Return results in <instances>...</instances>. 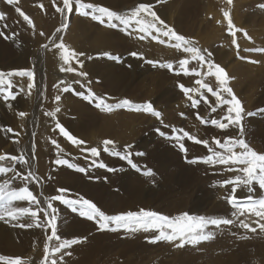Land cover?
Listing matches in <instances>:
<instances>
[{
	"label": "rangeland",
	"instance_id": "374dc122",
	"mask_svg": "<svg viewBox=\"0 0 264 264\" xmlns=\"http://www.w3.org/2000/svg\"><path fill=\"white\" fill-rule=\"evenodd\" d=\"M21 1L18 0V3L9 5L7 0H0V2L4 3V7L0 8V13L5 14L4 19L0 20V31H3L9 37L8 39L0 37V71L5 73L15 69L33 71L36 88L29 95V90L27 89L28 78L13 76L10 79L14 87L10 90L15 94V99H18L21 104H15V99L5 100L0 95V101L2 100L0 104V155L6 157L4 161H0V166L12 168L14 162L7 157L13 155H24L28 160V164L27 166H21L15 163V171L0 174V182H3L5 179H11L15 175V172H20L24 175L28 171L33 172L40 178L41 183L39 185L30 183L28 187L33 191L37 199L41 201V204L37 206L35 204L29 205L28 201H17L16 206L31 207L33 210H37L38 207L46 208L47 205L44 203L45 198L59 194L56 192L57 188H66L70 190L69 198H76L77 194L82 195L93 201L101 210L109 215L147 208L146 210L158 211L169 216H176L186 211L193 216H205L208 214L207 217H231L230 219H233L232 212L234 209H231L227 205V200L225 199L231 194L232 185L229 184L221 187L219 184L222 179H230L238 174H243L225 171V166L223 165L210 166L203 163H187V160L208 155V150L202 144H196L185 138L183 143L187 148V153H184L179 149L177 141L173 139L174 134L172 133L173 128L177 130L183 129L198 139L208 140L210 145L213 137L223 142L225 135L232 137L239 135V129L236 127L233 129L235 132L218 133L217 128L211 125L210 122L208 124H201L196 118V114L199 113L205 120H208L205 116L212 113L210 106H214L217 103L215 97H212L206 90L201 89L200 91L208 99L207 104L203 102L199 94L193 95V98L201 101L196 108L191 107V101L184 96L179 87L177 89L181 91L180 93L171 91L176 84L198 88L199 86L194 83L196 79H203L205 83H209L215 88L217 86L215 84V77H202L194 74L186 76L182 72L177 74L179 71V59L188 58L189 54L178 51L169 44L158 43V46H154L153 43L156 41L152 40L151 37L139 40L134 35H125L117 29L114 31L115 29L106 28L95 21H84L83 27L88 36L80 39V41L92 42L97 35H104L103 38L107 42V47L94 45L91 50L84 51L87 56H92L93 59L87 60L81 57L84 60L83 68H80L74 61L72 62V66L77 70L87 73V76L82 77V80H80L86 87L82 88L80 84L73 83V89L86 93L87 88H91L99 96L106 94L110 98L107 101L110 104H115V101L118 102L122 99H129L137 104L150 102L154 109L161 113L163 123L148 113L116 109L118 113L127 112L120 115V117H124L126 114L129 115L130 123L129 128L124 132L125 136L122 130L119 132H122L119 135L124 136L123 140L126 143L121 140L115 141L107 137V135H111L116 131L118 126L113 125L105 131L102 126L105 120L114 119L113 111L101 112L94 105L74 95L73 92H61L58 88H54L53 85L59 84L61 80L67 83L77 80V77L62 74L59 75L60 80L54 82L53 76L55 70L49 72L50 68H48V64L46 63L48 58L45 54L50 52V58L54 60L53 53L59 52L51 47L49 38H52L55 42H59L58 37L63 35L65 44L70 48V30L73 27L75 18L81 20L85 18L89 19L90 17L79 16L73 12L66 21L60 15L61 22L68 23V28L58 33L56 37H53V26L43 24L42 27L33 30L15 11L16 7H19L32 21L40 17V20L45 18L47 19L46 21L56 25L59 13L53 7V0H26L25 3ZM82 2L94 3L86 0H82ZM56 3L62 5V0H56ZM182 3L185 7L187 6L186 1ZM95 4L98 3L96 2ZM188 4L186 18H180L181 21L183 20L181 25H177V19L181 15L176 16L167 10V8H164L163 12L165 16L159 17L169 26L173 27L178 34L196 41L197 47L206 48L213 53V61L226 70L231 78L228 86L232 88L244 109L243 138L251 148L258 153L264 154V111H260L264 109V53L245 51L246 48H264V8L258 7V5L264 4V0H232L231 5L227 3V0H190ZM41 5H43V8H41ZM121 7L114 5L108 8L122 13L132 9L124 10ZM178 9L181 11V5L178 6ZM222 10L229 11L234 25L237 28L245 30L248 36L251 37V40L246 39L243 32H238L236 40L239 48L231 43L233 37L228 32L227 20L224 19ZM160 12L161 10L159 9L157 13L159 14ZM10 17H15V19L9 20L8 18ZM205 18L206 20H204ZM178 26H182L180 30L176 29ZM41 32L44 33L43 36L40 35ZM91 32H95V35H90ZM13 33H15L14 36ZM130 37L143 44V49L139 50L138 53H142L147 58L146 61H156L157 65L153 67L152 64L147 63L144 59H142V62L138 61L140 62L139 66L141 67L142 65L143 67L140 74H137L132 79L126 77L124 79L126 85L113 89L111 80L112 63L114 62L116 66H124L128 70L130 69L129 65L126 66L120 61V59H125L122 57V54L126 53L125 46L130 42ZM44 44H48L51 51L42 48L41 46ZM133 51L135 50H129L128 53ZM104 52H109L119 59L114 61L104 56H98V54ZM94 53L97 54L99 59L93 56ZM239 56H244L248 59H240ZM130 57L133 56L130 55ZM137 59L140 58L136 57ZM249 60L259 62L250 63ZM163 63H172L176 71H169L166 68L160 67L159 65ZM205 66L202 67L199 62L194 63V60H190L188 65L189 69L195 68L201 73H203L202 70H204ZM205 71H207V66ZM116 76V74H113V77ZM89 81H91L90 84L88 83ZM119 83L121 81L117 84ZM156 85L158 86L156 87ZM159 85L160 90H156ZM163 86L165 87L163 88ZM59 87L62 88L64 85H60ZM56 95H61V100L58 102L54 99ZM224 96L226 99H230V97H227V94H224ZM57 107L60 108V111L56 113L55 119L45 115L46 112L54 111ZM227 107L228 105H223L217 109L219 113L216 112V114H221L217 120L227 115ZM21 111L27 115L20 117L18 113ZM249 112L254 113V115L249 117L247 115ZM181 113H183V116ZM71 114L78 117L80 123L66 124L65 119ZM57 122L64 126L73 136L86 143L77 147L70 141H67L59 133V129L55 127ZM196 123L198 129L195 130ZM165 125H168V127H165ZM7 128H11L13 131L7 132ZM161 133H164V135H161ZM177 134L182 135L180 132H177ZM198 135L203 138L198 137ZM43 138L46 140L45 147H41ZM53 139L64 149V152L60 154L63 158L78 164L80 167L89 169L88 173L84 174L69 169L67 166L56 165L54 161L57 159V149L51 143ZM106 139L114 141L120 151L124 150L125 145H132L130 151L132 152L133 162L138 165V169H133L126 161H122L118 157L104 152L102 142ZM14 142L17 145H13ZM194 145L199 149L195 148ZM211 146L216 151H222V149L217 148L215 145ZM87 147H98L101 153L100 156L92 158L89 153L81 151V148ZM236 150L240 151V149ZM137 153H143V155H137ZM93 159L107 164L110 168L120 166L121 163L125 166L127 164V168L131 170L130 176L127 179L129 184H125L122 178L118 179L119 176L116 172H108L106 169L92 167ZM149 169L152 171V176L143 175ZM89 177L92 178L90 179ZM214 178L220 181H215ZM140 182L142 183V189L138 188ZM218 182L219 184H217ZM24 183V181L17 178L12 182V187H22ZM215 185H218L217 190L215 189ZM210 186L214 188L211 189L214 190L213 192L210 190ZM128 188L130 189L127 190ZM253 189L254 191L251 195L254 198L258 199L264 196V190L260 189L257 184H253ZM109 190L111 193L113 191L116 194L104 197L103 194ZM215 190L218 191L217 195H215ZM97 194H101L100 201H95ZM235 195L240 196L244 200L249 193L247 189L241 188L237 190ZM124 196L127 197L125 200ZM143 199L149 201L145 202ZM122 200L123 202H130L122 204ZM138 200H143V202H139ZM149 202L150 206L148 207L146 205ZM137 203H140V207ZM141 203L145 207H141ZM214 205L218 206V208L215 207L216 209H214ZM54 206L59 209L58 235L62 239L82 238L87 234L93 233L92 231L96 232L95 229H90L87 226L88 224L84 223L90 222L87 219L80 217L77 213H73L70 209L60 205L59 202H54ZM243 219L246 220L248 218ZM38 221L45 226L36 227L35 224L32 228L12 226L15 223H32L33 221L30 217H25L20 221H13L12 223L0 221V234L4 235H0V256L21 257L25 264H42L45 260V245L48 244L49 248H51L53 245H58V242L47 240V237L51 235V229L46 227L47 222L44 220V213L41 211H38ZM1 227L5 232L2 231ZM233 227L231 226L227 233H224L221 231V228L210 226L208 231L213 232L214 235L217 234L215 239L201 242L196 249L194 245H190L193 249L189 251L187 250L189 245L178 249L175 247L179 251L177 254L175 250H172L174 249L172 244L167 242L147 243L149 246L147 247L146 245L145 247L143 245L140 246L141 238H138L140 241L137 240L139 245L136 242L137 244L135 243L131 248L132 250L129 248L127 254L123 251L124 255H121L118 249L125 245L122 242L123 236L120 234V238L115 243H112L108 234L114 232L100 231L97 240L90 243L83 241L82 243L73 245L71 248L57 253L55 258L58 264H124L127 261L128 263L126 264H138V262L139 264H264V239L260 241L258 239L260 237L257 236L258 234L264 237V232L262 234L259 229L258 233L245 230L239 227L238 221ZM14 234L17 237H14ZM155 234L154 232H146V235H148L146 237L150 238ZM127 235L124 234V238ZM226 237L230 242L242 241V243L240 242L237 245L223 244L222 240ZM254 237L258 243L255 248L252 246ZM9 239L11 240L10 243H8ZM15 241L17 242L16 244ZM210 242L213 243L209 245ZM120 243L123 245H120ZM17 244L20 248L15 246ZM205 244L208 245V248ZM9 246L11 249H16H14V253L13 249L12 251L11 249L9 250ZM190 247L189 249H191ZM17 248L22 249V251L19 253ZM184 248L187 249L185 250ZM141 249L142 251H139ZM181 250L182 253H180ZM16 251L18 252L16 253ZM165 251H168V253ZM192 252L196 255L191 254ZM66 253H70V255ZM61 255H63L62 260H60ZM190 255L195 256L196 259ZM149 256H152L153 259ZM190 257L192 258L190 259Z\"/></svg>",
	"mask_w": 264,
	"mask_h": 264
},
{
	"label": "snow or ice",
	"instance_id": "6c2138e0",
	"mask_svg": "<svg viewBox=\"0 0 264 264\" xmlns=\"http://www.w3.org/2000/svg\"><path fill=\"white\" fill-rule=\"evenodd\" d=\"M156 2L160 3L161 0H156ZM7 3L13 5L18 3V0H7ZM227 3L231 5L232 0H227ZM53 7L57 13L65 18L66 21L70 15L75 12L79 16L90 17L91 20L106 28L117 29L128 36H133V34H135L139 40H145L146 38L151 37L152 40H155L160 44H169L176 50L189 54L188 58L179 59V71L177 74L182 72L186 76L194 74L202 77H215L217 84L215 88L211 84L205 83L203 79L195 80L194 83L199 86L198 88L185 87L183 84H179L178 87L181 89L184 96L191 101V107L193 108H196L201 102L199 99L193 98V95L195 94H199L203 99V102L206 104L208 103V99L204 97V93L200 91L201 89L206 90V92L210 93L212 97H215L217 101L214 106H210L212 113H216L217 109L221 108L223 105H228L227 115L220 120H205L199 113L196 114V118L201 124H208L210 122L211 125L220 130H226L230 126L236 127L239 129V135L235 137L225 135L223 142H221L220 139L213 137L211 145H215L217 148L222 149V151H216L209 144L208 140L198 139L183 129L177 130L173 128L172 133L174 134L173 139L177 141L179 149L184 153H187V148L183 143L185 138L196 144H202L207 148L208 155L187 160V163H203L210 166L223 165L225 166V171H234L243 174H238L233 178L220 182L221 187H225L229 184L232 185L231 194L225 199L234 209L232 212L233 219L212 218L202 215L193 216L187 212H182L176 216H169L158 211L146 210L144 208H141L138 211H126L109 215L101 210V208H99L93 201L82 195L77 194L76 198H69L70 190L66 188H57L56 192L59 194L46 197L44 201L47 205L46 208L38 207L37 210H33L31 207H17V201H28L29 205L35 204L39 206L41 204V201L37 199L33 194V191L28 187V184L30 183H36L39 185L41 183L40 178L33 172L28 171L26 175L20 172H15V175L12 176L11 179H5L3 182H0V221L12 223L13 221H20L22 218L30 217L33 221L32 223H15L12 226L32 228L35 224L36 227H44L45 225L38 221V211L44 213V220L47 222L46 227L51 229V235L47 237V240H55L58 242V245H53L51 248H49L48 244L45 245V260L42 264H49V261L50 264H58L57 259L55 258L57 253H61L62 250L69 249L73 245L83 242L82 238L79 237L62 239L58 235L59 209L54 206V202H59L60 205L70 209L73 213H77L80 217L94 222L98 231H124L126 233H136L141 231L154 232L156 233L155 235L147 238L149 243L155 244L159 242H167L176 248H182L186 245H198L201 242L212 240L214 239V233L208 231L210 226L215 228H220L221 226H233L236 225L237 221L239 227L245 230L256 232L257 229H259L260 232H264V196L257 199L251 195L254 191V183L257 184L260 189L264 190V154L258 153L251 148L243 138L244 109L232 88L228 86V82L231 78L226 70L213 61V53L206 48L202 49L197 47V43L193 39L178 34L173 27L169 26L157 15V12L154 11V5L151 2H140L134 8L124 13L113 11L110 8L99 4L84 3L82 0H62V5L57 4L56 0H53ZM258 7L264 8V4H260ZM41 8H43V5H41ZM15 11L23 18L29 27L35 30L32 19H30L21 8L16 7ZM4 16V13H0V20L4 19ZM223 17L227 20V29L229 34L233 37L231 43L234 46L239 48L236 40V34L238 32H243L245 38L251 40V37L248 36V33L245 30L237 28L234 25L229 11H223ZM67 28L68 23L62 24L55 30L53 37H56L58 33H61ZM14 35L15 33H13V36ZM40 35L43 36L44 33L41 32ZM0 37H4L5 39L9 38L3 31H0ZM58 40L59 42H55V40L49 38L51 47L59 51V57L63 62L64 66H61L60 71L75 73L77 76L86 77L87 73L77 71V69L72 66V62L74 61L80 68H83L84 60H82L81 57H84L87 60H91L93 57L87 56L84 52L68 48L64 42L63 35H60ZM41 47L51 51L48 44H44ZM245 51L264 53V48H246ZM130 55L144 59L142 53L133 51ZM98 56H104L114 61L119 59L117 56H113L109 52L100 53ZM239 58L248 59L244 56H239ZM190 60L199 62L202 67L206 65L207 71L201 73L195 68L189 69L188 65ZM146 62L152 64L153 67L157 65L156 61L148 60ZM249 62L258 63L259 61L249 60ZM159 66L166 68L169 71H176L172 63H163ZM13 76L28 78L27 89L29 90L28 94L31 95V91L36 88L34 82L35 74L33 71L23 69H15L7 73L0 71V95H2L5 100L16 98L15 94L10 90L14 87L10 79ZM73 83L80 84L82 88L86 87V85L82 84L80 80H74L67 83L61 80L59 84H54L53 87L58 88L61 92H73L74 95L79 96L82 100L94 105V107L101 112L127 109L129 111L148 113L154 116L157 120H161V113L155 110L150 102L137 104L129 99H122L115 104H110L107 102L110 98L107 97L106 94L104 96H99L92 91L91 88H87L86 93L75 91L72 87ZM88 83L90 84L91 81ZM60 85H64V87L60 88ZM21 90L23 91V89ZM224 94H227V97H230V99H226ZM54 99L56 102L60 101L61 95H56ZM59 111L60 108L57 107L54 111L46 112L45 115L55 119L56 113ZM260 111H264V109H261ZM18 115L24 117L27 114L21 111ZM181 115L183 116V113H181ZM247 115L250 117L254 115V113L249 112ZM161 123H163L162 120ZM55 127L59 129V133L73 145L79 147L86 143L73 136L59 122L56 123ZM165 127H168V125H165ZM6 131L12 132L13 130L7 128ZM157 131H159V129H157ZM177 132L182 133V135L177 134ZM161 135H164V133H161ZM51 143L55 145L57 149V159L54 161L56 165L67 166V168L80 173H88L89 169L80 167L78 164L72 163L60 155L64 152V149L61 148L60 144H58L55 139L51 140ZM102 143L104 152L118 157L122 161H126L131 168L138 169V165L134 163L132 159V152L130 151L132 145H125L124 150L120 151L116 143L112 140L106 139ZM236 149H240V151H237ZM81 151L89 153L92 158H97L101 154L98 147L81 148ZM137 155H143V153H137ZM7 158L14 162L13 167L8 168L0 166V174H7L10 171H15V163H18L21 166H27L28 164V160L24 155H13ZM5 159V156L0 155V161H4ZM92 167L106 169L108 172L118 171V169L110 168L103 162H97L96 159L92 160ZM143 175L152 176V171L149 169L145 171ZM17 178L25 182L24 186L18 188L12 187V182ZM89 178L91 179L92 177ZM105 179L107 178L105 177ZM241 188L247 189L249 193L244 200H241L235 195L237 190ZM246 213L257 219L251 223L245 219H239V217L244 216ZM253 223L255 224V227L252 226ZM83 239H86V237ZM66 254L70 255V253ZM62 259L63 255L60 256V260ZM0 264H25V262L21 257L0 256Z\"/></svg>",
	"mask_w": 264,
	"mask_h": 264
},
{
	"label": "bare ground",
	"instance_id": "6f19581e",
	"mask_svg": "<svg viewBox=\"0 0 264 264\" xmlns=\"http://www.w3.org/2000/svg\"><path fill=\"white\" fill-rule=\"evenodd\" d=\"M25 1L26 0H22L21 2H24L25 3ZM86 1H90V2H94V3H98L99 5H102V6H105V7H113L114 5H119V6H122L121 7V9H124V10H127V9H130V8H134L138 3H140V2H151V3H153V5H154V11H156V12H158L159 11V9L161 10V12L158 14V16H161V17H164L165 16V14H163V12H164V8H167V10H169L170 12H172V13H174L176 16H180L178 19H177V25H181L182 24V21L180 20V18H186V13L188 12V9H187V6H189V2H190V0H161V2L160 3H158L157 4V2H156V0H86ZM186 1V3H187V6L185 7L184 6V4L182 3V2H185ZM20 3V2H19ZM205 3H206V1H205ZM193 4H194V2H193ZM181 5V11H180V9H178V6H180ZM16 6V5H15ZM21 6H22V4H21ZM1 7H4V3L3 2H0V8ZM232 8V7H231ZM204 9V8H203ZM233 9V8H232ZM237 11V10H236ZM124 13V12H123ZM217 13V12H216ZM10 14V13H9ZM10 15H12V14H10ZM60 14H59V18H58V20H57V24L56 25H54V24H52L51 22H48V21H46L47 19H41L40 20V17L38 18V19H35V20H33V24H34V26H35V28H40V27H42L43 26V24H47V25H49V26H53L52 28L54 29V31L53 32H55V30L58 28V27H60L63 23H65V22H61V20L62 19H60ZM200 17V16H199ZM236 17V16H235ZM9 20L10 19H15V17L13 18V17H10V18H8ZM162 19V18H161ZM11 20V21H12ZM21 20V19H20ZM87 20H91V18H89V19H81V20H78V19H76L75 18V20H74V22H73V27L71 28V26H70V28H71V30H70V35H71V40H70V49H73V50H76V51H80V52H84V51H88V50H91L93 47H94V45H97V46H104V47H107V42L105 41V39L103 38L104 37V35H97L96 36V38L94 39V41H92V42H81L80 41V39H83V38H85V37H87L88 36V34L86 33V30L84 29V27H83V25H84V21H87ZM204 20H206V18L204 19ZM204 20H201V21H204ZM234 20H237V19H234ZM10 21V22H11ZM17 21V20H16ZM91 21H93V20H91ZM238 21H240L239 19H238ZM61 22V23H60ZM174 22V21H173ZM172 22V23H173ZM206 22V21H205ZM185 23V22H184ZM183 23V24H184ZM12 24V23H11ZM59 24V25H58ZM71 24V23H70ZM174 24H175V22H174ZM72 25V24H71ZM185 25V24H184ZM16 27V26H15ZM18 27V26H17ZM181 27L182 26H178L176 29H181ZM21 30V29H20ZM42 30V29H41ZM45 30V29H44ZM114 31H116V29L114 30ZM52 33V32H51ZM39 34V33H38ZM37 35V34H36ZM90 35H95V32H91L90 33ZM134 36H136L135 34H133ZM81 37V38H80ZM137 38V37H136ZM154 44V46H158V42L156 41L155 43H153ZM77 45H79V46H77ZM1 47V46H0ZM80 47V49H78ZM141 49H143V44L142 43H140V42H138V41H136V40H133L131 37H130V42L129 43H127L126 44V46H125V51H126V53L125 54H122V57H124L125 59H120V61H121V63H123V64H125L126 66H128L129 65V67H130V69L128 70L126 67H124V66H116V64H114V62L112 63V65H111V80H112V88L114 89V88H118L119 86H122V85H126L125 84V81H124V79L126 78V77H128L129 79H132L134 76H136L137 74H140V72H141V70H142V65H141V67L139 66V64H140V62H142V59H137L136 60V57H130V53H128V51L129 50H135V52H138L139 50H141ZM46 51V50H45ZM48 51V50H47ZM45 53V52H44ZM36 54V53H35ZM46 55V57L48 58L47 59V66H48V68H50L49 69V72L50 71H53V70H55V72H54V76H53V80H54V82H58L59 80H60V78H59V75H62V74H68V75H71V76H74V77H77V80H82V77L81 76H77L75 73H66V72H61L60 71V68H61V66H64L63 65V62H62V60L60 59V57H59V52H55V54H53L52 56H53V58H54V60L53 59H51L50 58V52H48L47 54H45ZM93 56L96 58V59H99V57L97 56V54L96 53H94L93 54ZM143 57H144V60L146 61L147 60V58L143 55ZM4 58V57H3ZM35 58H37V57H35ZM32 59H33V57H32ZM82 59V58H81ZM126 59H129V60H126ZM46 61V60H45ZM138 61H140V62H138ZM194 63H198L197 61H194ZM123 67V68H122ZM45 68V67H44ZM205 69H206V66L204 67V70H202L203 72L205 71ZM46 71V70H45ZM77 71H79V70H77ZM47 74V73H46ZM45 74V75H46ZM113 74H116L117 76L116 77H113ZM127 74H129V75H127ZM131 74V75H130ZM123 78V79H122ZM119 81H121V83H119V84H117ZM216 84V83H215ZM158 85H156V87H157ZM165 86H163V88H164ZM169 87V86H168ZM172 87V86H171ZM177 87H178V84H176V85H174V88L173 89H171V91H173V92H175V93H180L181 91L180 90H178L177 89ZM160 90V85H159V87L158 88H156V90ZM1 97V96H0ZM2 101V100H1ZM1 101H0V104H1ZM33 103V102H32ZM115 103H117L116 101H115ZM14 104V103H13ZM15 104H17V105H20L21 104V102L18 100V99H15ZM31 104V103H30ZM37 104V103H36ZM32 105V104H31ZM35 110V109H34ZM125 113H127V112H122V113H118L116 110H114L113 111V115H114V119H107V120H105L104 122H103V124H102V126H103V130L105 131L107 128H109V127H111V126H113V125H117L118 126V128H117V130L116 131H114L111 135H107V137H109V138H111V139H113V140H121V141H123L124 143H126L124 140H123V138H124V132H126V130L129 128V123H130V120H129V115H127L126 114V116H124V117H120V115H122V114H125ZM217 113H219V112H217ZM129 114V113H128ZM216 114V113H215ZM214 113H210V114H208L207 116H205V118H207L208 120H211V119H218L220 116L219 115H221V114H216L215 115ZM120 118H119V117ZM79 120V118L78 117H75V115L74 114H71V115H68L67 117H66V119H65V123L66 124H70V123H76V122H79L78 121ZM224 122H226V121H224ZM80 123V122H79ZM26 125V124H25ZM26 127V126H25ZM213 127V126H212ZM27 128V127H26ZM210 128V127H209ZM217 128V127H216ZM235 127H232V126H230L228 129H226V130H220L219 128H217V130L219 131L218 133H220V132H224V133H228V132H231V131H234L235 132V130H233ZM196 129H198V126H197V123L195 124V130ZM120 130H122V132H123V135H119V134H122V132L121 133H119L120 132ZM237 131V130H236ZM232 133V132H231ZM218 135V134H217ZM198 137H201V138H203L202 136H200V135H198ZM20 139V138H19ZM19 141V140H18ZM20 141H22L21 139H20ZM17 145V143L16 142H14V144L13 145ZM45 144H46V140H45V138H43L42 139V142H41V147H45ZM195 146V145H194ZM16 147V146H15ZM195 148H197V149H199L197 146H195ZM196 149V150H197ZM15 150V149H14ZM31 150V149H30ZM12 151V150H11ZM16 151H17V149H16ZM30 153V152H29ZM29 156V155H28ZM31 156V155H30ZM118 162V161H117ZM115 164V163H114ZM198 166H199V164H198ZM202 167V166H201ZM114 168H116V169H118V171H116V173L118 174V176H119V178L118 179H120V178H122V181L125 183V184H129L128 182H127V179H128V177L130 176V173H131V170H129L128 168H127V164H126V166L125 165H123V163H121V165L120 166H116V167H114ZM199 168H200V166H199ZM199 171H201V170H199ZM203 172V171H202ZM197 175H198V173H197ZM200 176V175H199ZM212 177H213V175H212ZM203 179V178H202ZM215 179V178H214ZM227 178H225V179H222L221 181H223V180H226ZM204 180V179H203ZM219 179H215V181H218ZM121 181V180H120ZM220 181V180H219ZM119 183H121V182H119ZM179 183V182H178ZM182 183V182H181ZM215 183V182H214ZM217 184H219V182L217 183ZM122 185V184H121ZM181 185V184H180ZM220 185V184H219ZM117 186H118V184H117ZM116 186V187H117ZM131 186H133V185H131ZM212 186V185H211ZM211 186L209 187L210 188V190L211 189H214V188H211ZM216 186V185H215ZM214 186V187H215ZM122 187H123V185H122ZM213 187V186H212ZM134 188V187H133ZM136 188V187H135ZM138 188L139 189H142V183L140 182L139 184H138ZM218 189V185L215 187V189ZM130 188H128L127 190H129ZM137 189V188H136ZM216 189V190H217ZM215 190V191H216ZM112 191V190H111ZM212 192L214 191V190H211ZM210 191V192H211ZM140 192H141V190H140ZM217 192L218 191H216V194L215 195H217ZM115 193V192H114ZM114 193H113V191H112V193L110 192V190L108 191V192H106L105 194H103L104 195V197L106 196V195H114ZM137 193V192H136ZM116 194V193H115ZM211 194V193H210ZM229 194H230V192H229ZM100 195L101 194H97L96 195V199H95V201L97 200V201H100ZM124 195V194H123ZM188 195V194H187ZM212 195V194H211ZM237 196V195H236ZM187 197V196H186ZM211 197V196H210ZM209 197V198H210ZM213 197V196H212ZM238 198H240L241 199V197L240 196H237ZM125 198H127V197H125L124 196V200H125ZM129 200V199H128ZM145 202H148L149 200H146V199H143ZM143 200L141 201V202H143ZM242 200V199H241ZM139 201V200H138ZM137 201V202H138ZM139 201V202H140ZM128 202H130V201H125V202H123V200H122V204H126V203H128ZM138 204V206H139V204L140 203H137ZM142 204V203H141ZM150 204V202L149 203H147V205L146 206H150L149 205ZM152 204V203H151ZM135 205H136V203H135ZM153 205V204H152ZM227 205L232 209V206L231 205H229L228 203H227ZM131 206V205H130ZM144 206V204H142L141 205V207H143ZM140 207V206H139ZM145 207V206H144ZM152 207V206H151ZM218 208V206H213V208L214 209H216V208ZM144 209H147V208H144ZM221 209V208H220ZM219 209V210H220ZM150 210V209H149ZM177 210H179V209H177ZM203 211H205V210H203ZM186 212V211H185ZM221 212H223L224 213V211H222L221 210ZM206 213H207V211H206ZM208 215V214H207ZM207 215H205L206 217H207ZM231 218V217H230ZM233 218V217H232ZM243 219V218H248L249 219V221L248 222H252V220L254 219L255 220V218H254V216H251L250 214H245L244 216H241V217H239V219ZM252 218V220H250ZM248 219H246V220H248ZM84 223H86V224H88L87 226L88 227H90V229H95V233H94V231H92L93 233H90V234H87L86 236H84V237H82V240L84 241V242H86V243H90V242H93V241H95V240H97V238H99V235H100V231H98L97 230V227H96V225H95V223L94 222H92V221H90V222H84ZM8 226V225H7ZM252 226H254L255 227V224L253 223V225ZM3 227V226H2ZM1 227V228H2ZM231 226H221L220 228H221V231L222 232H224V233H227V231H228V229L230 228ZM233 227V226H232ZM70 228V227H69ZM234 228V227H233ZM1 230V229H0ZM7 230V229H6ZM28 230V229H27ZM30 230V229H29ZM71 230V229H70ZM220 230V229H219ZM2 231L3 232H5L4 231V229L2 228ZM1 231V233H3ZM7 231H9V230H7ZM6 231V232H7ZM27 232V231H26ZM91 232V231H90ZM106 232V231H105ZM241 232V231H240ZM29 233V232H28ZM111 233V232H110ZM108 234V236H109V238H110V240H111V242L112 243H115L120 237H119V235L121 234L122 236H123V240H122V242L123 243H125V245H123V244H121L120 243V245H123L122 247H120V249H118V252H119V254H121V255H124V252H125V254H127V252H129V248L131 249L134 245H135V243L137 242L138 243V245H139V242H140V246L141 245H143V246H145L146 247V245H147V243L149 244V242L147 241V237L146 236H148V235H146V232H143V231H141V232H136V233H124L123 231H117V232H114V233H112V234ZM242 233V232H241ZM256 233H258V229H257V231H256ZM106 234V233H105ZM104 234V235H105ZM114 234V235H113ZM124 234H128L127 236H125V238H124ZM130 234V235H129ZM260 234V233H259ZM262 234H263V232H262ZM0 235H2V234H0ZM8 235H10V234H8ZM2 236H4V235H2ZM1 236V237H2ZM121 236V237H122ZM260 237V238H258V237ZM257 236H255V237H257L260 241H261V239H264V237L263 236H261V235H258L257 234ZM14 237H17V235L16 234H14ZM86 237V239H83V238H85ZM217 237V234L216 235H214V239ZM255 237H254V240H253V242H252V246H254V248L255 247H257V245H258V243H257V241H256V239H255ZM138 238H141V240L139 241L138 240ZM221 238V237H220ZM223 238V237H222ZM8 239V238H7ZM6 239V240H7ZM122 239V238H121ZM124 239H125V241H124ZM247 239V238H246ZM245 239V240H246ZM139 242H138V241ZM10 239H9V242L8 243H10ZM19 242V241H18ZM241 243H242V241H240ZM240 242H236V241H233V242H230V240H228V238L226 237V238H224L223 240H222V243L223 244H231V245H237V244H239ZM17 242L15 241V244H16ZM136 243V244H137ZM211 243H213V242H210L209 243V245L211 244ZM1 244V243H0ZM12 244H13V242H12ZM12 244H11V246H12ZM206 245V247L208 248V245L207 244H205ZM248 245V244H247ZM16 247L18 246V244L17 245H15ZM139 246V247H140ZM142 246V247H143ZM149 245H147V247H148ZM152 246V245H151ZM154 246V245H153ZM170 246V245H169ZM168 246V247H169ZM195 246V249L196 248H198V245H194ZM244 246V245H243ZM10 247V246H9ZM14 247V246H13ZM19 247V246H18ZM144 247V248H145ZM155 247V246H154ZM168 247H166V248H168ZM173 247V246H172ZM189 247H190V245L188 246V251L189 250H192L193 249V247L191 248V249H189ZM8 248V247H7ZM20 248V247H19ZM150 248V247H149ZM165 248V249H166ZM11 249V247L9 248V250ZM13 249V253L15 252L14 251V249L15 248H12ZM12 249H11V251H12ZM18 249V248H17ZM178 249V248H177ZM175 247H174V249H172L173 251L175 250V252H176V254H177V252H179L178 250H177ZM185 249V248H184ZM185 249V250H186ZM8 250V249H7ZM16 250V249H15ZM19 250V253H20V251H22V249L20 250V249H18ZM132 250V249H131ZM137 250V249H136ZM147 250V249H146ZM185 250H183V251H185ZM124 251V252H123ZM139 251H142V249L141 250H139ZM149 251H152V250H149ZM164 251V250H163ZM244 251H246V250H244ZM6 252V251H5ZM8 252V251H7ZM18 251H16V253H17ZM117 252V253H118ZM138 252V251H137ZM144 252V251H143ZM165 252H167L168 253V251H165ZM164 252V253H165ZM10 253H12V252H10ZM180 253H182V250H181V252ZM129 254V253H128ZM135 254V253H134ZM145 254V253H144ZM143 254V255H144ZM152 254V253H151ZM188 254V253H187ZM190 254V253H189ZM191 254H193V252L191 253ZM257 254V253H256ZM22 255V254H21ZM130 255H132V254H130ZM138 255H140V254H138ZM166 255V254H165ZM173 255V254H172ZM183 255V254H182ZM185 255V254H184ZM193 255H196V254H193ZM193 255H190V256H193ZM141 256V255H140ZM167 256V255H166ZM186 256V255H185ZM256 256V255H255ZM126 257V256H125ZM128 257V256H127ZM132 257H134V256H132ZM149 257H151L152 258V256H149ZM167 257H169V256H167ZM193 257H195V256H193ZM150 258V259H151ZM192 257H190V259H191ZM123 259H126V258H123ZM128 259V258H127ZM132 259V258H131ZM138 259V258H137ZM139 259H140V257H139ZM153 259V258H152ZM183 259V258H182ZM187 259V258H186ZM195 259H196V257H195ZM143 260V259H142ZM192 260H194V259H192ZM125 262H126V260H124ZM132 261V260H131ZM147 261V260H146ZM145 262V261H144ZM194 262H196V261H194ZM193 262V263H194ZM262 262V261H261ZM260 262V263H261ZM263 262H264V260H263ZM119 263H121V262H119ZM126 263H128V261L126 262ZM126 263H124V264H126ZM134 263V262H133ZM137 263V262H136ZM138 264H139V262H138ZM195 264V263H194ZM208 264V263H207ZM261 264H263V263H261Z\"/></svg>",
	"mask_w": 264,
	"mask_h": 264
}]
</instances>
